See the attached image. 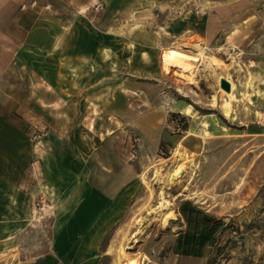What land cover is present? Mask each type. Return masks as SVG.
<instances>
[{
    "label": "rangeland",
    "instance_id": "rangeland-1",
    "mask_svg": "<svg viewBox=\"0 0 264 264\" xmlns=\"http://www.w3.org/2000/svg\"><path fill=\"white\" fill-rule=\"evenodd\" d=\"M248 1L216 0L210 8L212 0H183L182 32L159 26V8L147 23L108 10L76 13L90 26L82 63L13 64L19 28L11 21L0 32V109L17 136L21 125L34 146L71 147L77 164L80 149L97 151L94 169L102 159L131 164L134 196L100 242L96 264H264V0ZM0 3L15 11L46 4ZM209 10L217 16L203 21ZM92 24L116 25L115 32ZM222 77L229 92L219 86ZM185 200L209 209L216 223L201 243L200 216L186 223L178 250ZM43 205L37 198L32 213L40 250L49 229Z\"/></svg>",
    "mask_w": 264,
    "mask_h": 264
},
{
    "label": "crops",
    "instance_id": "crops-1",
    "mask_svg": "<svg viewBox=\"0 0 264 264\" xmlns=\"http://www.w3.org/2000/svg\"><path fill=\"white\" fill-rule=\"evenodd\" d=\"M23 1L30 0H19V5ZM95 1L36 0L41 5L49 2L52 8L45 10L43 5V8L19 11L4 9L0 3V32L5 33L4 29L11 21L19 28L16 55L10 62L27 66L46 63L56 65L61 60L67 63H73L75 59L81 63L89 60L82 55V36L90 26L83 14H75L90 12L89 7ZM100 1L101 11H110L112 18L127 15L130 19L131 16L144 19L145 23L148 22L146 17L153 15L152 9L159 8L156 15L165 16L159 25L164 31L184 30V17L187 15L183 12V0ZM215 1L212 0L210 8L215 7ZM261 12L264 14V8ZM207 13L203 21L217 16L211 10ZM64 14L69 16L67 23L63 26L57 24V17ZM191 16L192 21L200 23V14L192 13ZM128 24L131 25L132 20ZM92 25L102 32H115L116 25L111 29H102V24ZM229 31L233 32L232 28ZM245 31H248L247 27ZM228 36L224 37L222 43L225 48L233 44ZM61 39L63 42H60ZM208 48L214 51L218 46ZM16 127L9 123L7 110L0 109V264H96L100 242L120 220L134 196L131 164L127 162L117 166L116 162L102 159L96 160L94 169L90 161L97 158V151L95 157L83 149L76 154L77 164L72 162L71 147L55 149L48 142L47 147L42 149L31 144V139L22 136L24 130L21 125L17 136ZM37 198H43L44 205L40 213L49 220L48 237L43 250L39 249V241L33 236L34 231H37L34 230L36 221L32 216ZM203 211L211 215L209 209L203 208ZM179 214L183 224L174 235L179 240L177 249L181 250V241L189 233L185 230L183 215ZM175 255L183 257L178 251ZM187 256L198 257L192 253Z\"/></svg>",
    "mask_w": 264,
    "mask_h": 264
},
{
    "label": "trees",
    "instance_id": "trees-1",
    "mask_svg": "<svg viewBox=\"0 0 264 264\" xmlns=\"http://www.w3.org/2000/svg\"><path fill=\"white\" fill-rule=\"evenodd\" d=\"M179 212L183 215L185 218V221L187 225H190L191 222L197 223L196 218H198V215L201 218V232H200V242L207 239L208 233L211 232L215 228L216 220L209 214L205 213L202 209L197 207L195 204H193L191 201H183L180 205ZM191 242H194L195 236L191 237ZM179 240L177 239L176 242ZM187 241V240H186ZM184 254H188L186 251L183 252Z\"/></svg>",
    "mask_w": 264,
    "mask_h": 264
},
{
    "label": "built area",
    "instance_id": "built-area-1",
    "mask_svg": "<svg viewBox=\"0 0 264 264\" xmlns=\"http://www.w3.org/2000/svg\"><path fill=\"white\" fill-rule=\"evenodd\" d=\"M37 5V2L36 0H31L28 4L26 3H21L20 7L22 9H24L25 7L27 6H35ZM45 8H48L49 7V4H45L44 5ZM101 7H102V2L100 0H96L95 2H93V4L89 7V10L92 14H97L100 10H101ZM242 55H243V52L242 51H239L238 52V63H243V59H242Z\"/></svg>",
    "mask_w": 264,
    "mask_h": 264
},
{
    "label": "water",
    "instance_id": "water-1",
    "mask_svg": "<svg viewBox=\"0 0 264 264\" xmlns=\"http://www.w3.org/2000/svg\"><path fill=\"white\" fill-rule=\"evenodd\" d=\"M219 86H220L223 90H225V91H227V92H229L230 89H231V87H230V82H229L226 78H224V77L220 78V80H219Z\"/></svg>",
    "mask_w": 264,
    "mask_h": 264
},
{
    "label": "bare ground",
    "instance_id": "bare-ground-1",
    "mask_svg": "<svg viewBox=\"0 0 264 264\" xmlns=\"http://www.w3.org/2000/svg\"><path fill=\"white\" fill-rule=\"evenodd\" d=\"M196 45H198V43H196ZM227 110V109H226ZM226 112V111H225ZM193 169L191 168L190 169V172H189V176L193 173V171H192ZM194 197V196H193ZM200 199V198H199Z\"/></svg>",
    "mask_w": 264,
    "mask_h": 264
}]
</instances>
